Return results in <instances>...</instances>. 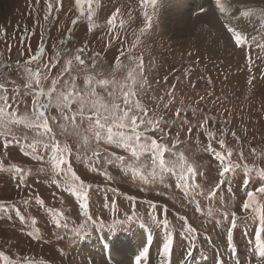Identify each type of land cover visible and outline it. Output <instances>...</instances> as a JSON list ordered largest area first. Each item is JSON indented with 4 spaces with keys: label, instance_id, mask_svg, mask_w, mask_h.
Here are the masks:
<instances>
[{
    "label": "rangeland",
    "instance_id": "1",
    "mask_svg": "<svg viewBox=\"0 0 264 264\" xmlns=\"http://www.w3.org/2000/svg\"><path fill=\"white\" fill-rule=\"evenodd\" d=\"M174 2L179 5L181 0H94L91 22L87 6L81 14L76 0H11L5 11L0 9V84L4 85L0 96L7 95L8 111L18 116L33 111L36 97L26 88V68L48 74L47 82L41 81L45 90L59 76L58 87L75 77L76 88L82 92L90 87L88 77L131 85L127 77L134 69L143 84L134 87L133 101L138 100L150 117L163 120V133L150 130L148 135L167 144L172 152L183 153L198 172L188 191L173 174L152 177L149 154L137 160L117 144L97 142L86 131L88 121L79 117L75 125L69 121L67 129H61L64 121L53 104L46 115L56 140L69 146L74 171L91 186L85 209L80 207L81 198L62 182L63 177L51 172L50 153L41 147L38 152L45 159L37 160L27 149L34 138L48 142V137L23 123L13 125L11 135L0 130V253L7 255L11 264H98L85 248L90 242L84 243L87 235L115 239L145 225L167 238L165 229L152 223L153 216L169 221L174 245L185 244L183 238L188 237L198 238L197 248L222 241L213 250L195 251L194 246L191 256L184 250L188 264L222 251L234 252L237 246H241L243 264L264 262L255 247L258 221L246 218L250 213L242 207L247 192L264 183L256 171L264 168V0L234 5L219 18L214 14L217 23L197 15L198 9L210 2L200 0L191 7V0H185L182 18L194 24V29L190 26L187 30L192 32L180 30L177 34L173 33L176 27L168 29L182 21L171 15L169 8ZM41 45L39 61L28 63ZM68 60H72L71 70L63 72ZM45 64L49 67L44 68ZM95 87L99 96L111 101L108 93L115 85ZM39 99L45 103L47 97ZM117 103L124 107L122 99ZM77 108L74 103L72 111ZM209 143L225 156L231 149L230 159L241 167L221 178L222 168L208 151ZM93 151L99 152V159L91 157ZM172 152L165 153L166 160L176 158ZM117 157H123V162ZM13 164L25 170L23 182L9 171ZM244 164L250 166L251 174L244 171ZM209 192H215V197L209 198ZM258 198L264 203V197ZM210 208L213 216L208 215ZM53 210L60 215L54 216ZM224 210L235 212L238 218L231 242L227 239L231 217L219 222ZM85 213L92 221L82 229ZM189 226L195 228V235L188 232ZM241 226L243 229H237ZM83 246L84 254L79 255ZM156 248L159 254L160 246ZM170 259L168 264H185L186 260L181 249L172 251ZM150 262L146 258L141 264H162V256H152ZM0 264H6L2 257ZM222 264H229L227 256Z\"/></svg>",
    "mask_w": 264,
    "mask_h": 264
},
{
    "label": "snow or ice",
    "instance_id": "2",
    "mask_svg": "<svg viewBox=\"0 0 264 264\" xmlns=\"http://www.w3.org/2000/svg\"><path fill=\"white\" fill-rule=\"evenodd\" d=\"M154 3V0H151ZM94 0H76V5L79 7L80 13L84 14L87 6L89 12L88 19L91 22L92 19V6ZM53 5L48 4V10L51 12ZM48 17L45 16V20ZM109 23H112V20H109ZM149 27L151 26V21L149 20ZM43 53V45H41L40 52L35 56H32L28 63L34 61H39L40 56ZM75 59L79 61L80 64H84V61L80 56H76ZM129 59H134L129 57ZM55 67V65H51ZM72 66V60H68L63 68V72H70ZM49 65L45 64L44 68H48ZM117 67H121L120 62L117 61ZM138 67H142V62L138 63ZM27 73V84L26 88L31 90L35 95L36 99L33 102V111L30 115H21L18 116L14 112L8 111V97L7 95L0 96V101L3 103L0 104V130H3L5 134H12V126L15 124H25V126L34 128L37 130L38 134L41 137H48V142L44 140H34L27 144V149L31 150V153L35 155L37 160H44L45 157L40 155L38 149L41 147L50 153L49 164L50 170L56 176L63 177V183L69 186V190L74 192L77 197H80L82 203L80 207L87 209L88 207V198L91 186L86 184L79 175L74 171L72 163L70 161V156L72 151L67 144L61 146L60 142L56 140L55 134L53 133V128L49 124V117L46 115L47 109L50 106H54L59 109L61 117L64 123L60 124V128L66 130L68 122L70 121L75 125L77 117L81 121H88V128L86 131L91 134L97 142L105 140L109 144H117L118 146L124 148L125 150L131 152L132 156L137 160L144 155L149 154L151 156L152 164V177L159 175L161 179L165 174L175 175L178 183L188 191L192 188V181L197 177L198 172L196 167L189 163L185 158L183 153H175L168 147L167 144L159 143L157 139L148 135L149 131L161 132L163 133L164 129L161 127L163 123L162 118L157 119L154 115L149 116L148 110L137 100L133 101L136 92L134 87L137 84H143L142 81L136 79L135 70H131L128 73L127 79L131 80V85L127 83H117L115 80L109 81L107 79L93 81L92 77H88V83L90 87L86 92L78 91L75 84V77L72 78L71 83L69 81H64L61 87L60 77H56L51 81V87L45 90L42 85V80L48 79V74L42 72L41 69L37 68L36 71H33L31 68H26ZM109 84L115 85L113 91L108 93V96L111 98V101H105L103 97L99 96L96 92L95 85L101 87H106ZM35 85V87H33ZM4 85L0 84V89H3ZM40 97H47L45 103L40 102ZM122 99L124 107H121L118 100ZM78 104L76 111H72V105ZM38 105V107H37ZM69 113V114H66ZM179 115V110L177 111ZM51 119L55 120V117ZM187 123V121H185ZM209 137L213 134L208 133ZM235 135V133H233ZM85 144L88 143V137H84ZM179 143V141H177ZM220 145L224 146V140L219 141ZM208 151L212 152L216 160L220 163L222 170L220 171V177L223 178L226 174L234 172L235 169L240 168L239 163H234L230 157L232 156V150H227V156L224 152H217L211 147L209 143ZM172 152V156L176 157L174 159H165V153ZM79 155V153L77 154ZM92 155L99 159L100 154L98 151H93ZM243 158V153L240 154ZM117 160L123 162V157H117ZM108 163H112V160H108ZM244 171L251 174L252 169L249 165H243ZM9 171H12L17 175L20 180L23 182L25 170L15 164L11 166ZM41 171H44L42 168ZM258 177L261 180H264V168L257 169ZM140 178L145 182H148V177L143 173H140ZM223 183V179L220 181ZM197 188L199 185L196 186ZM203 195V193H201ZM209 198H214L216 193L209 192ZM258 197H264V183L261 184L258 188L253 191L247 192L246 200L244 201L242 207L245 212H249L250 218L253 221H258V228L255 232V247L260 250V255L264 258V203ZM41 203L43 201L41 200ZM214 210L209 209L208 215L213 216ZM54 216H59L60 213H57L53 210ZM87 219L86 224L82 226V229L86 227L88 222L92 221V217L88 216L85 213ZM222 216L220 223L229 221L231 227L228 230L227 239L229 242L232 241L233 231L237 226V214L235 212L229 213L227 210H224L219 213ZM23 221L25 218L20 217ZM35 223V220H33ZM60 221L57 219V224ZM152 223L163 227L165 232L168 233L167 240L163 243L161 248L162 264H166L169 260L173 245L174 237L171 233L169 227V221L167 219L158 220L155 216L152 217ZM63 227H67V224H63ZM111 230H115L114 228ZM188 232L195 235V228L189 226ZM79 235V233H77ZM191 252L188 253L191 256ZM0 257L6 262V264H11L9 257L0 253ZM147 253L142 254L137 258L136 264H141V259H146ZM218 264H222V261H218ZM264 264V262H262Z\"/></svg>",
    "mask_w": 264,
    "mask_h": 264
},
{
    "label": "bare ground",
    "instance_id": "3",
    "mask_svg": "<svg viewBox=\"0 0 264 264\" xmlns=\"http://www.w3.org/2000/svg\"><path fill=\"white\" fill-rule=\"evenodd\" d=\"M186 1H188V0H186ZM199 1L200 0H191L190 6L191 7L195 6ZM247 1H251V0H220V1H211L207 5L201 6L198 9V11L201 9V12L199 14H197V15L198 16H203V17H206V18L210 17L209 20H211L212 22H216L217 20L215 19L216 17L213 16L214 14L217 16V18H219L220 16L226 14L229 11V8H232V7H234V5H237V4L247 3ZM10 2H11V0H0V9L3 10L7 6L11 5ZM231 2L233 3V6L230 5ZM184 5H185V0H181L179 5L177 4V2H174V3L170 4L169 10L171 12V15L173 17H176L177 19L182 18L183 15L181 14V12H182V10L184 8ZM186 8H184V11H185ZM211 10H212V15L209 14L211 12ZM4 11H5V9H4ZM204 15H206V16H204ZM190 26H192L193 29H194V24H190L187 21H185L184 18H182L181 22H177L176 24L170 25V27H168V29L171 30V28H175L176 27L175 29H173L174 30V32H173L174 34H177V32L180 31V30H182L183 32H186V31L192 32L193 30H187ZM145 231L146 230H142L141 233L136 234V236L139 237V239L141 240V244H140V248L141 249L143 248L144 240L146 239ZM85 248L88 249V248H93V247L92 246H88V247H85ZM125 249H126V246L120 245L118 247L117 251L121 253V252H124ZM136 253H138V250L136 251Z\"/></svg>",
    "mask_w": 264,
    "mask_h": 264
},
{
    "label": "trees",
    "instance_id": "4",
    "mask_svg": "<svg viewBox=\"0 0 264 264\" xmlns=\"http://www.w3.org/2000/svg\"><path fill=\"white\" fill-rule=\"evenodd\" d=\"M44 82H47V80H44ZM44 82H41V83L43 84ZM168 119H170V117H168ZM91 157H93V155H92V154H91Z\"/></svg>",
    "mask_w": 264,
    "mask_h": 264
}]
</instances>
